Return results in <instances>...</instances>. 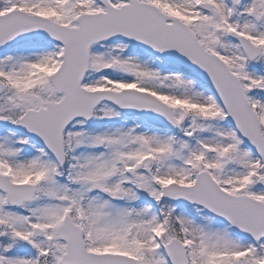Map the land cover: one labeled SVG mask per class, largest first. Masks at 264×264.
Masks as SVG:
<instances>
[{
	"label": "snow or ice",
	"instance_id": "1",
	"mask_svg": "<svg viewBox=\"0 0 264 264\" xmlns=\"http://www.w3.org/2000/svg\"><path fill=\"white\" fill-rule=\"evenodd\" d=\"M0 264H264V0H0Z\"/></svg>",
	"mask_w": 264,
	"mask_h": 264
}]
</instances>
